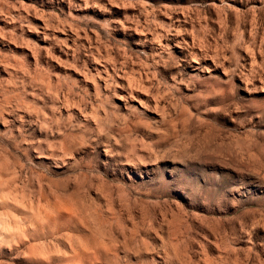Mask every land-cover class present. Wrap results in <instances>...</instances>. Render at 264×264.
Returning <instances> with one entry per match:
<instances>
[{"label":"clouds","instance_id":"1","mask_svg":"<svg viewBox=\"0 0 264 264\" xmlns=\"http://www.w3.org/2000/svg\"><path fill=\"white\" fill-rule=\"evenodd\" d=\"M240 3L0 0V264H264V0Z\"/></svg>","mask_w":264,"mask_h":264},{"label":"rangeland","instance_id":"2","mask_svg":"<svg viewBox=\"0 0 264 264\" xmlns=\"http://www.w3.org/2000/svg\"><path fill=\"white\" fill-rule=\"evenodd\" d=\"M217 2H219V0H217ZM230 3H233L234 5H236L237 7H242L241 3H240V0H229ZM165 168L166 169H169V174H171L173 171H175L173 168H172V165L171 164H167L165 165ZM251 190V189H250ZM177 196L180 197L181 200H183V197L180 196V193H176Z\"/></svg>","mask_w":264,"mask_h":264}]
</instances>
